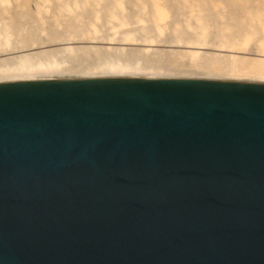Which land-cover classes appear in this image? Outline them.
I'll use <instances>...</instances> for the list:
<instances>
[{"label":"water","instance_id":"95a60500","mask_svg":"<svg viewBox=\"0 0 264 264\" xmlns=\"http://www.w3.org/2000/svg\"><path fill=\"white\" fill-rule=\"evenodd\" d=\"M0 264H264V82H0Z\"/></svg>","mask_w":264,"mask_h":264},{"label":"bare ground","instance_id":"6f19581e","mask_svg":"<svg viewBox=\"0 0 264 264\" xmlns=\"http://www.w3.org/2000/svg\"><path fill=\"white\" fill-rule=\"evenodd\" d=\"M264 82V0H0V82Z\"/></svg>","mask_w":264,"mask_h":264}]
</instances>
